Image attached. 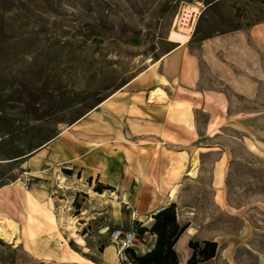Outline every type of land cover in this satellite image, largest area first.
I'll list each match as a JSON object with an SVG mask.
<instances>
[{"label":"rangeland","instance_id":"obj_1","mask_svg":"<svg viewBox=\"0 0 264 264\" xmlns=\"http://www.w3.org/2000/svg\"><path fill=\"white\" fill-rule=\"evenodd\" d=\"M172 204L183 264H264V0H0V264H131Z\"/></svg>","mask_w":264,"mask_h":264},{"label":"trees","instance_id":"obj_2","mask_svg":"<svg viewBox=\"0 0 264 264\" xmlns=\"http://www.w3.org/2000/svg\"><path fill=\"white\" fill-rule=\"evenodd\" d=\"M101 192V189H97ZM153 224L150 227L151 233L155 236V241L152 247L143 255H135L131 248H126L129 254V262L131 264H180L179 256L174 250L175 243L183 234L186 226H179L175 218L173 204L158 210L152 215ZM145 228L139 230V233H144ZM216 242L203 241L188 242V248L192 253L186 264H197L201 261H206L215 256Z\"/></svg>","mask_w":264,"mask_h":264},{"label":"bare ground","instance_id":"obj_3","mask_svg":"<svg viewBox=\"0 0 264 264\" xmlns=\"http://www.w3.org/2000/svg\"><path fill=\"white\" fill-rule=\"evenodd\" d=\"M183 11L185 13L184 14V18L181 19V23H179L177 28H178V31L180 32V34L184 35L185 37H189L191 35V32H192V25L190 26V25L186 24L187 17H189L190 14H191L190 17H192L191 20H193L192 21V23H193L195 18H196V16L199 13V11H198V8L196 6H191V5L185 6V9ZM174 26H176V25L174 24ZM156 97L157 96H156V94L154 92H150L148 101L155 100ZM158 101H159V98H158ZM98 146H99L98 144L93 145V147H98ZM171 191L172 192H170V194L168 195V199L174 198V191L173 190H171ZM30 205L32 206V210L38 209L36 207V203L35 202H33ZM48 218H50V217H48ZM3 219L4 220L0 219V239H2L5 243L11 245L12 247H16L17 244L20 241L21 231H22V233L27 235V237L29 236L30 230L27 227V225H25L23 227V230H21L19 228L18 223L16 221H14L13 219H10V218H3ZM30 220H31V217L28 216V221H30ZM67 232H68L69 237H71L72 239L74 238V241L76 242V244H78L80 246L84 245V241L82 240V238H80L75 233L76 232V227L73 225V222L68 224V231ZM186 234H189V232L187 230H186ZM30 236H32V234ZM29 240H30V238H29ZM184 257H185V254H184Z\"/></svg>","mask_w":264,"mask_h":264},{"label":"crops","instance_id":"obj_4","mask_svg":"<svg viewBox=\"0 0 264 264\" xmlns=\"http://www.w3.org/2000/svg\"><path fill=\"white\" fill-rule=\"evenodd\" d=\"M175 44V43H174ZM180 46V45H179ZM179 46H177V47H179ZM177 47H175L171 52H173ZM163 59H165V57H163L162 58V60ZM165 61V60H164ZM200 76H201V73H200V71H198V74H197V77H198V79H196L195 77L193 78V81H192V84L193 85H190L189 87H188V89H190L189 91H192L191 89H193L195 92H198L200 95H203L204 94V92H203V90L202 91H196V89H197V86H196V84L199 82V78H200ZM162 77H164V79H165V81H166V79H167V77H165V76H162ZM198 80V81H197ZM199 84V83H198ZM155 86H156V90L155 91H164V86H163V83H162V80H160L159 82H156V84H154ZM195 85V87H193ZM157 88H159V89H157ZM167 200H169L170 201V199H167ZM48 205H49V207H52V202H51V200L48 202ZM163 207H158L157 208V210H160V209H162ZM157 210H155V212L157 211ZM154 212V213H155ZM181 236H184V232H183V234L181 235ZM185 242H186V240H185ZM185 247V255H186V257L190 254V251H189V249L188 248H186V246H184ZM28 251V252H27ZM24 250L23 252L27 255V256H29V254L30 255H32L33 256V258L34 259H38L37 260V262L39 263V264H42V258L38 255V254H34V252L32 251V248H31V246H29V250ZM38 255V256H37ZM59 257V256H58ZM185 257V258H186ZM51 259V258H50ZM61 264H74V263H66V262H60Z\"/></svg>","mask_w":264,"mask_h":264},{"label":"built area","instance_id":"obj_5","mask_svg":"<svg viewBox=\"0 0 264 264\" xmlns=\"http://www.w3.org/2000/svg\"><path fill=\"white\" fill-rule=\"evenodd\" d=\"M111 239L113 241H118L119 249L123 250L126 248L135 247V231L131 228L123 229V228H114L111 230Z\"/></svg>","mask_w":264,"mask_h":264},{"label":"water","instance_id":"obj_6","mask_svg":"<svg viewBox=\"0 0 264 264\" xmlns=\"http://www.w3.org/2000/svg\"><path fill=\"white\" fill-rule=\"evenodd\" d=\"M174 250H175V247H174ZM176 251V250H175ZM176 253H177V251H176ZM178 254V253H177ZM184 263V260L181 258V260H180V264H183Z\"/></svg>","mask_w":264,"mask_h":264}]
</instances>
